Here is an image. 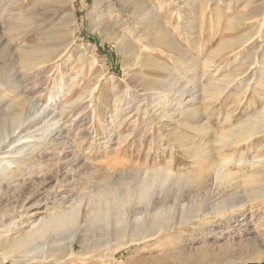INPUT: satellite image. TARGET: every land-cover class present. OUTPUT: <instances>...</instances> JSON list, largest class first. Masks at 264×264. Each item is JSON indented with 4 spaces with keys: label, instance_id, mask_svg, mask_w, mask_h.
Returning a JSON list of instances; mask_svg holds the SVG:
<instances>
[{
    "label": "rangeland",
    "instance_id": "374dc122",
    "mask_svg": "<svg viewBox=\"0 0 264 264\" xmlns=\"http://www.w3.org/2000/svg\"><path fill=\"white\" fill-rule=\"evenodd\" d=\"M98 1L74 0L73 6L61 0L21 1L14 8L35 10L42 18L41 22L28 28L22 26L21 30L29 32L18 38H12L0 26V47L8 48L5 52L0 51L1 76L16 78L28 88L35 85L38 91L25 105L26 117L37 118L39 125L46 119V112L52 109L60 112L58 125L66 139L64 146L50 149L37 165L30 168V179L25 173L19 174L15 163L9 166L7 158L13 162L18 156L16 151L36 139L38 132L20 133L16 136L18 141L7 144L6 152L0 155V177L11 173L19 177L14 185L0 187V209H17L19 202L25 201L24 218L30 215L37 222L39 217L51 211L50 206L57 205L53 198L68 194L64 207L68 211L79 210V221H82L85 216L98 212L97 208L104 206L107 200L125 201L127 193L130 194L128 204H135L139 186L156 189V195L162 192L161 195L168 199L176 196L178 186L170 180L161 181L162 172L171 170L185 186L184 190H193L186 209L188 214L211 211L209 203L212 201L214 205L223 202L227 206L225 214L182 227L179 234L183 235L184 242L179 247H185L188 252L202 245H208L210 251L226 248L232 261L221 264H264V179L260 178L264 176V166L254 171L247 166L252 155H262L258 146L264 137L252 139V149L246 143L227 146L222 137L233 127L248 124L251 118L263 117L264 89L247 88V84L252 78L250 64L264 58V29L257 34L258 26L241 24V16L249 9V6L243 7L247 0H166L167 27L178 52L170 51L166 55L156 50L151 55L164 61L170 70L167 73L146 64L132 67L133 56H126L119 50L114 34L103 35L96 30L97 26H92L90 15L97 13ZM151 1L155 7L159 6L158 0ZM262 1L254 2L260 10L264 9ZM139 5L145 8L147 4L139 0ZM116 9L115 19H119L124 12L119 3ZM158 14L163 16L160 10ZM5 17L2 16L0 22ZM231 23L233 29H229ZM249 35H252L251 39L247 38ZM22 39L26 45L39 43L41 53L51 51L53 40L68 45L66 50L53 53L51 65L25 74L13 51L21 48H24L21 54L28 51V47H22ZM222 42L227 45L219 50ZM208 60H211L210 68L204 66ZM240 70L243 72L238 78L229 82ZM162 78L167 89L160 95L164 100L172 101L171 104L157 101L155 97L159 93L156 90H147L153 80ZM1 87L2 90L5 88ZM184 89L186 93L193 91L194 99L186 102V98L174 104ZM6 95L12 106L16 96L8 92ZM43 106L46 112L39 114V107ZM11 111V107L7 110L4 104L0 108L1 115L7 120L11 118ZM182 111L187 112L181 115ZM60 150L68 155V164L56 161ZM221 173L227 175L223 177ZM214 175L220 179L213 190L215 196L211 197L208 188L193 189V185L204 184ZM235 202L240 204L237 209L228 207ZM167 205L158 206L157 209H162L160 217L177 218L180 210L172 208L171 203ZM28 229L24 226L9 237H21ZM88 234H91L88 239L92 243H99L104 236L93 231ZM55 235V232L51 233V242L55 241ZM38 242L36 240L32 245ZM75 247L79 249L77 245ZM179 247L131 246L116 254V264H125L127 256L138 260L139 264H173L171 260L142 261L161 258L163 253ZM6 249L7 245L0 244V264H23L14 262L20 258L11 256L12 253L3 254ZM79 261L76 259L72 264H83ZM204 263L206 259L198 264Z\"/></svg>",
    "mask_w": 264,
    "mask_h": 264
},
{
    "label": "bare ground",
    "instance_id": "6f19581e",
    "mask_svg": "<svg viewBox=\"0 0 264 264\" xmlns=\"http://www.w3.org/2000/svg\"><path fill=\"white\" fill-rule=\"evenodd\" d=\"M21 1L24 2L25 0H0V18L2 16H6L2 20V22H0V26L2 29L6 30V32H9L12 38H18L22 34L24 35L29 32V30H21L20 28L22 26L23 28L31 27L32 25L41 22L42 19L40 16H38L35 10H28V8H25L23 10L20 8H14V6ZM61 1L65 2L69 6L74 2V0ZM144 1L147 4L145 5V8L139 5V0H117V3L120 4V7L123 9L124 13L121 18L115 19V16L117 15V3L114 2V0H100L96 3L98 7L97 13L94 15H90V18L93 22L92 26H97L96 30L101 32L103 35H109L112 33L114 34V38L117 40L119 50L126 56H133L132 59H134V63L131 64L132 67L146 64L150 67H153L157 70H162L167 73L170 70L165 66L164 61L159 58H153L151 55L152 51L156 50L160 53H166V55H168L170 51L175 54L178 52L173 42V36L167 27L169 11L165 9L166 0H158V7H155L151 0ZM219 1L221 0H216V2ZM254 2L255 0H247L244 4L243 7L249 6V9L246 10L243 16H241V24L246 25L250 23L258 26V34L262 28L264 29V9L260 10L258 8V4H254ZM262 2H264V0ZM228 5H230V3H228L227 6ZM159 10L162 11L163 16L158 14ZM19 11H22V13H19ZM116 28H119V30H116ZM233 28V23H231L229 29ZM251 36L252 35H249L247 38L249 39ZM253 36L255 35L253 34ZM27 43L29 42L27 41ZM225 44V42L219 44L218 49L221 50V48L226 47ZM51 45H53L51 51L49 50L50 48H48V50L50 51L49 53L51 54L46 53L45 51L41 53L42 47L41 45H39V43H29L28 45H26V41L23 40L22 47H28V51L21 54L20 51H22L24 48H21L17 51L13 50L17 53L16 58L20 61L19 65L21 71L27 74L32 70H42L47 65H51L49 62L53 59V53L66 50L68 44L64 41L60 42L59 40H57L54 42L53 40V44ZM7 49L8 48L5 47V45L0 47V51L2 52H5V50ZM210 61L211 60L206 61L204 66L210 68ZM250 66H252L251 68H249L252 74V78L251 81L247 84V88L251 87L252 89H257V87H260L264 89V58H261V60L257 62H252ZM242 72L243 70H240L239 72H237V74L233 75L229 79V82L238 78V76ZM2 74V68H0V92L5 91L4 93L0 94V108L4 104L7 110L11 107L12 111L10 112L11 118H9V120L4 118L0 112V155L1 153L6 152L4 148L7 146V144L18 141V139L16 138L18 134H27L37 131L38 137L36 139L20 147L18 151L15 150L18 153V156L16 155L17 157L13 162L8 159L10 157L7 158L9 166L12 165V163H15L19 168V174L25 173L28 175V179H30L32 176L30 170L31 167L37 165L40 162L41 158L46 155L50 151V149H54L57 146H64L66 144V139L64 137L65 134H62L60 124L58 125V122H60L58 117L60 115V112H53V109L51 112H46V107H39V114L46 112V119L41 124L37 125V118L34 119L26 117L25 108L27 104L31 102L32 95L38 91L37 89L35 90V85L34 87L28 88L22 83V81L13 77L5 78L4 76L3 78L1 76ZM164 84L165 82L163 78L161 80H153L152 86L148 87L147 90H156L159 93L155 97L157 101H161L163 104H171L172 101L169 102L168 99L164 100L160 95V92H166L167 87L165 89ZM1 85L5 86L3 90ZM7 92L12 93L16 96V101L13 102L14 104L12 106L10 105V100L7 97L8 94L6 95ZM184 93H186L185 89L183 92L178 94V99H176V102L174 104H176L178 101L180 103L181 100L184 101L186 98H188L186 102L194 99L193 91H190L186 94ZM185 112L187 111H182L181 115H184ZM261 113L263 117H261L260 119L257 118V116H252L254 118H248L249 123L244 125L243 127H233L230 132L228 131V133H223L222 137L224 138L227 146L246 143L249 146V149H252V146H250L251 140L255 137H264V107L263 109H261ZM258 147L262 155H252V159L247 162V166H249L252 171H254L255 169L258 170V168L264 166V140L263 143H261ZM67 156L68 155L65 151L60 150L58 152V156H56L55 159L57 162L68 164L69 161L66 158ZM50 159L51 158H49L48 160ZM195 162L197 163V161ZM6 169L8 170V168ZM28 169L30 171H27ZM67 172H69V170ZM162 174L163 177L161 181L167 182L170 180L173 185L178 186V193L176 194V196L174 195V197L168 199L167 197H163L161 195L162 192H160L159 195H156V189L154 191L146 185L139 186L135 204H128L130 201V194L127 193L126 197L124 198L125 201L109 202V200H107L104 206L102 205V207L97 208L99 210L98 212H93L92 214L85 216L82 221H79V210L76 209L74 211L70 209L68 211V208L64 207L69 199L68 194L64 195L60 193L61 196L59 198L57 196L53 198V203L57 205L50 206L49 209L51 211L45 216L39 217L37 222H35L34 219H31L30 215L27 216V219L24 218L23 213L24 211L27 212L24 207L25 201H21L22 203L19 202V206L15 207L17 209H0V244L7 245V249L3 252V254L12 253L11 256L20 258L16 259L14 262L23 264H72L76 259H79L83 264H116V262H118L116 259V254L119 251H125L131 246H140L143 244L149 246L154 244L160 247H179L184 242V239L182 238L183 235L179 234V231L182 227L190 225L193 221H201L209 217H214V215L222 213L225 214L224 212L226 211L227 206L223 202H221L219 205H214L213 201L209 203L211 205V211H197L193 214L191 213L192 215L188 214L186 209L188 202L190 201L189 195L193 190L189 188L184 190L185 186L182 185L180 181H178L179 179L175 178L172 175L171 170L163 171ZM152 175L155 176V174ZM225 175L227 174H224L223 177H225ZM18 177L19 175H16L14 173H11L9 175L4 174L3 177H0V187L5 184L9 186L14 185L13 182L17 180ZM263 177L261 176L260 178L264 179ZM212 178L213 179L210 181L206 179L204 184L193 185V189L201 191V189L208 188V190L212 192L211 197L215 196L213 190L216 186L215 184L219 182L220 179L216 175H214ZM230 179L232 180V178ZM59 188H62V185H59ZM160 188L163 189V186ZM183 190L187 193L185 194ZM224 192L225 189L222 191V193ZM169 203L172 204V208H176L178 211L180 210L179 216L177 218H170L166 216L164 218L160 217L162 209H157L158 206L160 204L161 206H165ZM238 206H240V204L238 205V202H235L228 207H231L232 210H235ZM243 213L244 212H241V214ZM89 217L91 218L88 221ZM17 218L19 220H16ZM24 226H28L29 229L26 230L23 236H18L12 239L9 237V234L17 232ZM90 231L96 232L100 236L104 235L102 240H100L99 243H92V241H89L88 232ZM53 232H55L56 235L55 241L53 240L52 243L50 241V235ZM36 240H39V242L32 245ZM75 245H77L79 249H76ZM207 246L208 245H202L193 251L190 250L189 252L185 247L181 246L175 251L163 253V256L161 258L158 257V259L146 261L143 260L142 262L158 263L159 261L163 262L171 260L173 264H198L201 262L203 263L204 259H206V264H221L220 262L230 263L232 261V255L226 248H219L216 251H210L209 247ZM125 264L139 263L138 260L133 259L131 256H127Z\"/></svg>",
    "mask_w": 264,
    "mask_h": 264
}]
</instances>
